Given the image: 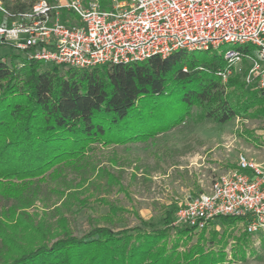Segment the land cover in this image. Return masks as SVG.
<instances>
[{"label": "trees", "instance_id": "trees-1", "mask_svg": "<svg viewBox=\"0 0 264 264\" xmlns=\"http://www.w3.org/2000/svg\"><path fill=\"white\" fill-rule=\"evenodd\" d=\"M38 1L2 5L13 18ZM99 1L104 9L112 2ZM13 51L5 56L9 61L0 57V264H236L256 254L249 234H234L238 217H217L197 231L175 225L168 211L156 223L137 216L139 224L128 227L123 208L102 200L107 214L77 237L66 216L86 206L83 195L95 183L88 170L96 178L105 175L108 189L120 186L92 162L95 144L148 140L181 124L196 107L202 118L220 124L235 117L264 119V95L256 80L245 81L249 68L238 74L217 52L178 51L137 63L63 70L28 60L27 50ZM229 69L223 83L221 74ZM68 171L80 179L70 180ZM46 189L60 205L39 219L29 210L43 201Z\"/></svg>", "mask_w": 264, "mask_h": 264}, {"label": "built area", "instance_id": "built-area-1", "mask_svg": "<svg viewBox=\"0 0 264 264\" xmlns=\"http://www.w3.org/2000/svg\"><path fill=\"white\" fill-rule=\"evenodd\" d=\"M0 44L27 50L28 60L76 69L217 52L235 72L247 61L245 81L256 80L264 95V0H112L107 9L99 0H40L13 18L0 2ZM243 46L253 50L237 49ZM227 216L241 218L250 236H264V167L244 156L209 192L187 200L174 224L201 231Z\"/></svg>", "mask_w": 264, "mask_h": 264}, {"label": "rangeland", "instance_id": "rangeland-1", "mask_svg": "<svg viewBox=\"0 0 264 264\" xmlns=\"http://www.w3.org/2000/svg\"><path fill=\"white\" fill-rule=\"evenodd\" d=\"M7 1L11 6L17 2ZM31 1L21 0L26 4ZM12 51L11 46H2L0 57L10 55ZM13 53L24 55L16 49ZM4 59L10 60L7 57ZM247 68L249 64L242 62L237 65L235 73L241 74ZM67 69L64 67L63 70ZM227 78H222L223 83ZM200 114L201 109L193 108L181 124L145 141L110 146L95 144L96 150L90 153L92 162L98 169L110 173V177H117L121 187L113 185L108 189L105 175L96 178V173L91 175L88 170L95 183L83 195L87 200L86 206L78 214H66L73 235H85L100 216L107 214L108 209L100 203L102 200L112 201L123 208L120 216L126 218L128 227L139 224L137 216L156 223L170 211L176 219L177 211L187 200L209 192L212 181L219 174L236 168L240 156L264 167V119L235 117L226 124H220L202 118ZM67 173L70 180L80 179L75 171ZM46 191L43 201L29 210L39 219L47 217L44 215L49 214L58 203L57 196L48 194V189ZM216 231L222 234V224H216ZM242 232L243 225L238 223L234 234L239 236ZM251 237V247L256 254L250 255L246 262L236 264H264V239L261 235ZM196 240L197 236L192 243ZM233 245L231 240L226 249L228 260Z\"/></svg>", "mask_w": 264, "mask_h": 264}]
</instances>
